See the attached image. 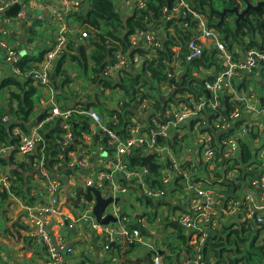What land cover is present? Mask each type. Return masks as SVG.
<instances>
[{
	"label": "crops",
	"instance_id": "1",
	"mask_svg": "<svg viewBox=\"0 0 264 264\" xmlns=\"http://www.w3.org/2000/svg\"><path fill=\"white\" fill-rule=\"evenodd\" d=\"M76 1L80 2V9L83 7L86 10L83 6L84 0ZM236 1L238 7L243 9L245 6L244 2L242 0ZM118 2L122 3L123 6H118ZM131 3L134 4V0L132 2L130 0H126V2L124 0H115L116 10L124 17H127L133 11ZM5 10H0V29L5 30V40L15 51V56L13 58L9 57L7 52L0 46V81L8 80L11 77H17L21 81H24L29 77L30 73L40 72L42 70L41 60L44 53L53 45L56 34L61 30L67 33L69 43L70 39L74 38L77 50L80 47L85 50V53H89L91 50L89 38H80L81 29L70 26L67 15L63 14L60 0H23L22 11L15 19L5 17L3 15ZM22 12L25 18L20 17ZM149 31L153 33L152 30ZM160 31L162 30L156 29V32ZM247 42L248 39L246 38L245 43ZM207 43L215 46L214 41L209 40L204 43L207 48L211 47ZM138 45L143 47L139 42ZM235 50L233 47V52ZM71 54L73 53L68 50L65 58L57 59L51 63L48 79L49 87L38 88L42 93V99L34 108V117L29 124L25 125V130H22L20 127H14L12 129V138L16 142L13 145L8 143L5 147L8 148L6 150H1L0 145V175L9 178L8 176H10L12 169H17L21 164H25L27 167L26 174H35L33 181L36 183V189L32 192L36 196V202L33 206L25 205L20 198H10L11 203L5 216V231L0 230V264H52L53 259L51 255H48L43 246L35 243L34 239L28 234L37 211L47 206L51 201L52 197L44 190V185L50 180H56L59 184L57 193V200L59 202L58 209L61 215L67 220L61 223V215L50 216L52 222L48 225L52 238L56 239V237H60L62 239L60 243L62 247L58 248V253L62 259L60 264H153L155 257H160L162 264H200L202 260H198L197 258L198 255L200 256L201 246L207 250L205 254L206 264H214L215 257L210 246L224 231L225 227H231L233 229L243 226L252 229L250 222L245 219L243 198L247 193L256 195L258 191L250 186L249 182L251 177L250 179L248 177L247 180L240 179V170L238 171L236 168H232L228 172L223 169H218L224 175V178L233 184L232 191L226 193L225 196L220 194L224 191L222 186L207 185L204 170L211 171L214 169V165L205 168L202 163V149L201 143L199 142L200 134L209 143L213 142V146L215 142L218 151L221 149L218 140H213L207 131L198 130V139L193 144V148H186L185 153H182L179 145L176 147V142L178 139L187 135L188 131H182L181 129V132H178L170 128L167 151L161 157L154 154L152 159L155 167L157 166L159 168L157 162L161 165L159 169L161 172L158 171V175L155 178L153 177L154 175L152 176L153 182L156 183L153 189H159L164 194L158 199L146 197L136 179L128 174V171L141 169V167L129 165V161L134 157L135 153L122 157L127 171L121 170L116 166L118 158L116 151L107 141L106 136V144L101 145L97 133L103 132L101 130L102 125L106 127L104 119L102 120L103 123L98 125L87 117L90 121L89 133H83V145L78 144L79 140L75 138L68 143H61L63 154L60 158L63 160L62 173L64 175L54 172L49 174L44 169H38L44 178L40 177L33 171L38 168L34 163L35 154L21 156L14 151L13 147L18 141V136L33 133L34 128L40 122L43 123V127L40 130L45 125L50 124L49 128L45 130V134L47 136L51 134L53 137H57L56 131L63 124L61 116H56L48 122L44 120L47 117H44L45 112L47 111L48 113L52 104L57 105L61 111H75L79 109L80 105L95 102V97L101 91L99 86L100 79L96 83H93L92 74L89 73L88 69L83 70L69 59ZM134 56L138 59V63L134 67L135 69H139L143 59L138 54ZM245 57L246 55L242 51L237 55L236 59L243 60ZM25 58H28L27 60L34 58V61L29 63L32 68L27 74H24L20 69L16 68V64ZM38 59L40 60L37 61ZM236 59H233L235 63H237ZM58 64L59 69L57 68ZM90 66L91 64L89 62L88 68ZM223 70L224 61L220 72L222 73ZM256 71V75L252 76V79L250 77L246 78L243 75L237 76L238 74L235 72L231 77V81L234 83H232L233 86L237 85L239 87V90L237 89L240 92L239 97L244 96L249 105V108L244 107V114L241 113V119H247L248 123L240 127H249L251 124H255L258 125L263 134L262 139L255 146L257 150L255 163L257 164L256 160L260 155L259 147L264 143V91H253L248 84L249 81L253 80L260 88L264 87V77L262 78L260 76L259 70ZM211 72H213V68L207 71H201L200 76L202 74H210ZM178 73L176 72L175 74ZM104 76L113 80L118 78V74L113 72L105 75V70ZM50 79H52L51 83H49ZM8 89L14 91L15 86L12 85L0 90V112L3 110L6 111V114L2 117V121L9 126L16 124L12 112L9 110L10 107L15 109L16 105L15 103L9 104ZM162 92L167 94L170 92V89L162 87ZM108 94L109 91H105V97H108ZM99 100L105 101L104 103L107 102L101 96ZM173 109L174 106H171V112ZM93 111L101 117L100 113L95 110ZM167 113H169V110ZM40 116L42 117L41 120H37ZM134 121L132 119V122ZM27 125H31V127L27 129ZM209 126L210 123L205 120L201 124L200 129H207ZM240 127L234 132L236 145L229 155L230 158H234L239 154L240 149L237 141L246 138L247 132L242 133ZM15 132H18L19 135L15 134ZM214 133L217 136L218 132ZM103 134L105 135L104 132ZM51 141H54V139H51ZM109 148L112 149L111 152ZM141 151L144 153L142 156L152 154V152H144L142 149ZM59 165L61 163L56 164L54 168ZM256 166H249L244 171L247 172L250 169L253 171ZM184 170L189 172V174L184 172L185 176L182 175L181 173ZM101 173L108 179L103 183L102 180H99V174ZM150 173L152 172L148 168L145 180ZM62 176L67 180V188L64 187L65 184L61 180L54 179L55 177L59 178ZM88 181L95 183L99 181L102 183L99 190H102L105 197L113 193H111L112 185L125 189L124 192L119 191L113 193V197L116 199V211H118L113 212V217L117 219V222L105 225L107 228L116 229L113 234L114 239L109 244L107 250L103 249V240L100 234L91 227L90 221L85 222L80 220V217L87 210L86 208L88 207L89 209L93 206V202L81 200L79 205L66 202L69 198H75L76 191L86 187ZM151 181L152 179L149 182L151 183ZM146 184L149 188H152L148 182ZM199 186L213 190L214 198L221 200L223 203V212L219 211V207L215 204L211 206L210 211L207 210L203 198L195 193V190ZM79 207H83V210H78ZM198 213L201 215L200 218H196ZM148 214L152 217H148ZM186 216L194 218V226L186 227L179 222L181 218ZM120 222L127 229L128 233L137 230L140 234L139 240L136 241L128 234L124 235L118 232L117 228ZM135 224L138 225L137 229L130 228V226ZM263 227L261 225L263 231H259L256 240L258 244L264 238ZM122 237H125V242ZM125 243L127 246L124 245ZM136 246H140V249L136 250ZM66 248H70L71 251L67 253Z\"/></svg>",
	"mask_w": 264,
	"mask_h": 264
},
{
	"label": "trees",
	"instance_id": "2",
	"mask_svg": "<svg viewBox=\"0 0 264 264\" xmlns=\"http://www.w3.org/2000/svg\"><path fill=\"white\" fill-rule=\"evenodd\" d=\"M173 1L144 0V9H134L129 16L124 17L116 10L113 0H84V3L88 6L86 10L82 7L79 12L67 16L70 26L81 29L80 31H86L91 43L90 52L85 53L82 47L77 50L74 38H71L69 50L73 54L69 56V59L83 70H90V74L93 76V83H96L100 79L99 86L101 88V91L95 97V102L80 105L79 109L75 111L68 110L69 115L64 120V123L69 126L73 138L79 140L78 144L83 145V133H89L90 121L82 112H87L91 109L100 113L102 117L100 118L105 120L107 129L123 137L127 135V128L132 124V119L145 123L146 128L144 130H147L154 127L153 120L160 125L170 121L173 118V113L170 110L171 106H174V109L177 111L180 104L191 106V102L196 103L199 97H204L205 105L200 112L202 119L187 120L180 126L182 131H190L193 129L195 121L203 120L205 122L207 120L210 126L207 129L202 128L201 130L207 131L213 140H218L219 147L222 139L234 134L238 127L248 123L247 119L242 120L241 117L240 120L233 124L229 120L230 114L235 109L242 111V113L245 112L242 110V103L238 100L240 92H238L239 87L237 85L233 86L232 93L225 91L218 95L216 110H212L208 106L211 96H207L206 92L208 90L206 86L215 80L218 73L221 74L223 60L218 56L220 52L214 46L204 47L201 55L189 61L186 60L188 44L196 35L194 26L196 19L191 13H188L185 16L179 15L166 21L164 10L169 9ZM186 1L189 3L192 11L201 14L205 18L208 27L222 41L225 52L234 60L242 51L246 53L250 49H264V34L261 27V23L264 21V9L257 13L251 12L246 17L247 22L241 21L237 25L234 23L232 27L231 23L233 21L229 23L227 22V18L231 17L234 20V15L226 14L223 22L218 26L217 24L220 21L218 12L220 11L215 9L213 0ZM250 1L256 2L257 0ZM218 2H220L223 9L238 6L236 0H219ZM213 18L217 20L213 21ZM156 29H162L161 33L156 32ZM138 30H155L153 35L158 42L157 47L153 48L152 51L141 48L132 49L130 37ZM246 38L248 39L247 43H245ZM106 43H109V45ZM233 47L236 49L235 52H233ZM117 50H120L130 62L133 56L138 54L143 59L139 71L131 64L128 69L122 71L116 80L105 77L104 70L112 62V56ZM175 53L178 54L181 62L178 74L171 72L170 67ZM27 59L25 58L16 64V68L20 69L24 74H27L31 70L32 66L29 63L34 61V58ZM241 60L236 59L237 63ZM89 62L91 64L90 68H88ZM57 68H60L59 64ZM212 68L213 72L200 76L201 71H207ZM237 73V76H248L241 72ZM254 75H256L255 72ZM51 80L49 83H51ZM12 85L15 86V90L11 91L8 89V102L9 104L15 103L16 105L15 109L9 108L16 120V124L8 126L2 121V117L6 114V111L0 112L1 146H6L8 143L13 145L16 142L12 138V129L20 127L22 130H25V125L29 124L34 117V108L42 99V93L38 89L40 86L34 85L31 77H27L24 81H21L17 77L0 81V90ZM162 87L169 88L170 92L167 94L163 93ZM105 91H109L108 97H105ZM186 94H189L191 97L185 98ZM100 96L107 100V102L100 101ZM168 110L169 113H167ZM217 113L228 120L229 125H232L224 133H217L211 125V121ZM47 115L46 111L44 117ZM49 125H45L42 130L38 131L43 139L44 159L42 169L49 174L52 172L63 174V160L60 157L63 154L61 143L64 142L65 130L60 126L58 131H56L57 137H53L51 134L47 136L45 130L49 128ZM247 128L246 138L237 141L240 151L234 158L226 157L224 145H221V149L218 151L214 142V147L217 151L216 158L211 164L214 165V169L211 171L204 170V173H206L205 180H207L208 186H222L224 190L220 193L222 196L232 191L233 184L227 181L218 169L228 172L230 169L236 168L238 171L240 170L241 180H247L248 177L249 179L250 177L254 179L257 176L258 166L252 172H246L244 169L253 166L257 151L255 146L262 139L263 134L258 125L251 124ZM214 132L217 133V136L214 135ZM97 136L101 145H105L106 139L103 132L97 133ZM51 139H54V141H51ZM211 143L213 144V142ZM176 147H178L177 142ZM111 150L109 148L110 152ZM36 153L39 154V149ZM87 153L89 152L87 151ZM135 154L136 156L130 159L129 165L141 167L148 171V165L140 160V157L144 154L143 151H137ZM59 163L61 165L54 168ZM209 166L207 165L205 168ZM26 172V165L21 164L19 168L11 170L10 176H8V189L0 185V230L5 231V216L11 203L10 198H20L28 206H33L36 202V196L32 193L36 189V183L33 181L35 174L27 175ZM184 172L189 174L185 170ZM150 174L147 175L145 181L152 188H155L153 186L156 183L153 182V177L155 178L158 175V167L156 166ZM150 179H152L151 183L149 182ZM249 222L252 229L243 226L233 229L231 227L224 228V231L210 246L215 257L214 264H221L225 259L228 264H264V238L260 244H257L256 241L259 231H263V229H257L253 221ZM250 236L252 238L251 241L249 240ZM248 241L250 242L248 243ZM199 253L202 262L207 261L205 259L207 250L201 246Z\"/></svg>",
	"mask_w": 264,
	"mask_h": 264
},
{
	"label": "built area",
	"instance_id": "3",
	"mask_svg": "<svg viewBox=\"0 0 264 264\" xmlns=\"http://www.w3.org/2000/svg\"><path fill=\"white\" fill-rule=\"evenodd\" d=\"M19 0H0V10L3 11L7 7L11 6L12 3L14 4ZM61 7L63 14L69 15L75 12L80 11V2L76 0H60ZM134 5L137 9H144L145 2L144 0H134ZM164 13L166 14L165 20H170L173 17H177L179 15L185 16L188 13H191L196 21L194 23L195 26V36L192 41L189 42L187 47V56L186 60L189 61L193 58L198 57L201 55L202 50L204 49V43L206 41L212 40L215 43V48L220 52L219 57L224 61V70L221 74L217 75L215 80L207 84L206 88L211 96V100L208 103V106L211 107L212 110H216L218 106V95L222 92L232 93L233 84L231 81V77L233 74H238L237 72H241L245 75L244 77H250L252 79V75L256 70H259L260 76H264V49H250L248 50L245 55L246 57L238 63H235L233 58L229 54L225 52L224 45L222 41L219 39L218 35L211 30L205 18L191 10L189 3L186 0H174L171 7L169 9H165ZM21 18H25L24 13L20 14ZM5 30L0 29V46L7 52L9 57L15 56V51L12 47L6 42L5 40ZM80 38H88V34L86 31H80ZM130 42L132 45V49L141 48L143 50H150L152 51L153 48L157 47L158 42L155 39L153 33L149 30H138L135 31V34L130 37ZM142 44L143 47L139 46ZM109 45V43H106ZM69 50V41L67 33L64 30L59 31L56 34L55 40L53 45L44 53L42 58V70L40 72H32L29 74V77L33 80V83L39 85L40 87H47L48 86V79L51 70V63L57 59L63 58L67 55ZM138 63L137 57L133 56L132 61L130 62L124 54L121 53L120 50L114 52L112 56V62L105 68V75L113 72L121 75L122 71L128 69L132 64L135 66ZM180 60L178 58V54L175 53L173 56L172 62L170 64L171 72L176 73L180 68ZM185 98H190L189 94L184 96ZM238 100L242 103L243 109L244 107L249 108L248 102L242 97H238ZM191 106H186L183 104L179 105L178 110L176 111L173 109V118L166 122L165 124H158L155 120H153L154 127L144 130L146 128L145 125H141L139 122L134 121L132 124L127 128V135L126 136H119L113 131L107 129L102 125L101 130L105 133L107 141L110 145L115 149L116 154L118 156L116 166L121 170H126V164L122 157L124 155H131L140 151L141 149L149 152H154L155 155L161 157L165 151H167L169 143H168V134L170 128L174 129L175 131L181 132V126L185 121L192 120V119H202L200 112L205 105L204 97H199L196 103L191 102ZM143 109V107H142ZM242 109V110H243ZM87 117H89L94 123L100 125L102 119L100 116L92 110L87 112H82ZM242 111L235 109L229 116V120L231 123H235L240 119ZM69 115V111H61L57 105L52 104V106L48 110V115L44 119L46 122L51 121L56 116H61L63 119L62 127L65 130V135L63 140L65 143L73 140V135L69 130V126L64 123V120ZM203 121V120H202ZM202 121H195L193 128H196L201 131V124L204 122ZM43 123L40 122L35 128L33 133L31 134H22L19 135L18 132V141L16 145L13 147L14 151L17 152L21 156H26L28 154H36V158L34 160L35 166L38 167L36 169H42L43 166V139L38 131L43 127ZM211 125L218 133H224L232 127V125L228 124V120H226L223 116L219 113L215 116V118L211 121ZM249 126V124H248ZM247 127L243 126L240 127V131L242 133H246ZM199 142L201 143L202 149V163L203 165H211L214 159L216 158V149L212 143H209L203 135L200 134ZM221 145H224L223 148L225 150L226 157L230 158V154L233 151L234 146L236 145V138L235 135L232 134L229 137L222 139ZM6 146H1V150H6ZM260 155L259 158L256 160L257 164L254 162V165L258 166L257 176L253 179H250V186L252 188L257 189L258 193L253 195L251 193H247L244 196V203H243V210L245 213V219L254 222V226H257V229H261V225H264V144L263 146L259 147ZM39 149V154H37V150ZM231 161V160H230ZM176 164V163H175ZM177 165V164H176ZM178 166V165H177ZM248 172H252L251 169ZM147 173L146 169H139L137 171H128L132 177H134L137 183L142 187L144 195L148 198L158 199L162 197L163 191L159 189L149 188L145 182V175ZM185 176L184 171L181 173ZM99 180H102V183L105 182L106 176L101 173L99 174ZM102 183L98 182H91L88 181L86 186H93L95 188H100ZM0 185L3 188L8 189L9 180L7 177L0 175ZM111 193L116 192H124L125 189L118 188L115 185L111 186ZM59 189V184L56 180H50L44 185V190L47 194H49L52 198L50 203L40 208L36 216L33 218L31 227L29 230V235L34 239L35 243L46 250L48 255H51L53 262L52 264H60L61 263V256L58 253V248H61V238L56 237V239L52 238L50 231L48 229L49 223L52 221L50 220V216H59L61 213L59 212V202L57 200V193ZM196 195L203 198V202H205V206L208 211L211 210V206L213 204L219 207V211L223 212V203L221 200H216L214 198V193L211 188H204L203 186H199L195 190ZM83 213L80 217V220L88 222L90 221L91 227L97 231L102 240H103V249L107 250L109 248V244L113 241V234L115 233L116 229L107 228L106 226L99 225L95 222L94 217L91 213V208L88 209ZM201 215L198 213L196 218H200ZM60 222H66V218L61 215ZM179 222L186 227L194 226V218L184 217L179 220ZM117 231L124 235H130L132 239L138 241L140 238V234L137 230H133L128 233L127 229L121 224H118ZM55 241V242H54ZM71 250L70 248H66V252L69 253ZM198 260H200V256L198 255ZM197 263V262H196ZM153 264H162V260L160 257H155L153 259ZM200 264H206V262H201ZM221 264H228L227 260L225 259Z\"/></svg>",
	"mask_w": 264,
	"mask_h": 264
},
{
	"label": "water",
	"instance_id": "4",
	"mask_svg": "<svg viewBox=\"0 0 264 264\" xmlns=\"http://www.w3.org/2000/svg\"><path fill=\"white\" fill-rule=\"evenodd\" d=\"M244 2V8L240 9L238 6H234L232 8H227V9H222L220 12H218L219 16H220V21L217 24L218 26L223 22V18L225 17L226 14H233L235 19H234V23L235 25H237L239 22H247V16H249V14L251 12L257 13L259 12V10H261L262 8H264V0H258L256 2H251L250 0H242ZM22 4H23V0H19L17 2H15L14 4H12L11 6H9L3 13V15L7 18H17L18 14L22 11ZM84 8L87 9V5L84 3L83 4ZM261 27L263 30V34H264V21L261 23ZM207 96H209V92H206ZM41 116L37 119V120H41ZM31 127V125H27V129H29ZM153 155L152 154H148L146 156H141L140 160L143 163H146L149 166V169L151 172L154 171V167L155 164L152 161L153 159ZM134 156H136V154H134ZM31 157V156H30ZM33 171H35V173H37L40 177L42 176V173L38 170V169H34ZM44 178V177H43ZM54 179H59L61 180L64 184H65V188H67V180L65 177H59V178H54ZM81 200H84L86 202H93V206H92V210L91 213L96 221V223H98L99 225H108L110 223H116L117 219L115 217H113V212L116 211V206H115V201L116 199L113 197V193L110 194L108 197H105L102 193V190L96 189L93 186H86L82 189H78L76 191L75 194V198H69L66 202H71L74 205H79ZM112 207V212L108 211V209ZM118 212V211H116ZM130 228L132 229H137L138 225H132L130 226ZM122 239L124 240L125 237H122ZM126 240H124L125 242ZM125 246H127V244H124Z\"/></svg>",
	"mask_w": 264,
	"mask_h": 264
},
{
	"label": "rangeland",
	"instance_id": "5",
	"mask_svg": "<svg viewBox=\"0 0 264 264\" xmlns=\"http://www.w3.org/2000/svg\"><path fill=\"white\" fill-rule=\"evenodd\" d=\"M114 1V3H115V0H113ZM131 2L133 1V0H130ZM219 0H213V4L215 5V9L216 10H218V11H221L223 8L221 7V4H220V2H218ZM124 2H126V0H124ZM117 5L118 6H120V5H122V3H120V2H118L117 3ZM123 6V5H122ZM131 6H133V8H132V10H134V9H137L136 7H135V5L133 4V3H131ZM132 12V11H131ZM217 19H215V18H213V21H216ZM233 21V22H232ZM227 22H229V23H231V27L233 26V24H234V20L231 18V17H229V18H227ZM162 30V29H161ZM153 32H155V30H152ZM161 32V31H160ZM163 33H164V31H163ZM220 36V35H219ZM220 38H222L221 36H220ZM207 45H209V46H211L210 44H208L207 43ZM89 71V73H90V70H88ZM137 71H139V69H137ZM120 76V75H119ZM118 76V77H119ZM249 86H250V88L253 90V91H258V92H263L264 91V87L263 88H260L259 86H257V84L255 83V81H253V80H251V81H249ZM138 122V121H137ZM139 123H140V121H139ZM141 125H144V123L143 122H141L140 123ZM197 133H198V129H196V128H193L191 131H188L187 132V135H185L184 137H183V139L182 138H180V139H178L177 140V144L179 145V148H181V150H182V153H185V151H186V148H193V144L196 142V140L198 139V135H197ZM181 144V145H180ZM161 162V161H160ZM157 165L159 166V168H158V171H159V169L161 168L160 166V163L159 162H157ZM159 172H161V170L159 171ZM81 206V205H80ZM78 210H80V211H82L83 210V207H79L78 208ZM112 208L110 207L109 209H108V211H110V212H112ZM149 213V212H148ZM148 217H152L150 214H148L147 215ZM251 239L252 238H250L249 240L251 241ZM250 241H248V243L250 242ZM258 244V243H257ZM138 249H140V246H136V250H138Z\"/></svg>",
	"mask_w": 264,
	"mask_h": 264
},
{
	"label": "flooded vegetation",
	"instance_id": "6",
	"mask_svg": "<svg viewBox=\"0 0 264 264\" xmlns=\"http://www.w3.org/2000/svg\"><path fill=\"white\" fill-rule=\"evenodd\" d=\"M262 9H264V8H262ZM262 9H261V10H262ZM259 11H260V10H259ZM232 15H233V14H232ZM262 32H263V30H262Z\"/></svg>",
	"mask_w": 264,
	"mask_h": 264
}]
</instances>
